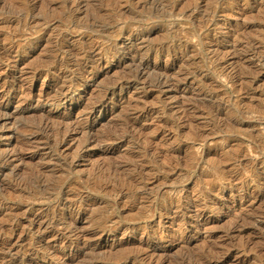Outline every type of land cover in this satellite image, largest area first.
I'll use <instances>...</instances> for the list:
<instances>
[{"label": "rangeland", "instance_id": "374dc122", "mask_svg": "<svg viewBox=\"0 0 264 264\" xmlns=\"http://www.w3.org/2000/svg\"><path fill=\"white\" fill-rule=\"evenodd\" d=\"M0 264H264V0H0Z\"/></svg>", "mask_w": 264, "mask_h": 264}, {"label": "bare ground", "instance_id": "6f19581e", "mask_svg": "<svg viewBox=\"0 0 264 264\" xmlns=\"http://www.w3.org/2000/svg\"><path fill=\"white\" fill-rule=\"evenodd\" d=\"M64 93L62 94V95H57V96H55L52 100H51V103H55V105H60L61 103L63 104H66V103H68L67 102V100L70 98V92L69 91H63ZM75 97V96H74ZM73 99V98H72ZM53 101V102H52ZM52 105V104H51ZM57 105V106H58ZM92 106V105H91ZM94 106V105H93ZM92 110H94V108L93 107H91V111ZM13 119H15V117H12ZM88 123H89V121H88ZM87 124V123H86ZM86 124H85V126L83 125V127H81V132H83V134L84 133H87L86 131L89 129V124L86 126ZM74 124H71L70 126H69V124H67V127L69 126V127H72ZM74 130H77V126L74 128ZM68 131H69V128H68V130H65V131H63L62 133L64 134V136L65 137H68ZM58 133H57V136H59V135H61L62 133H61V131H57ZM62 134V135H63ZM89 136V135H88ZM66 139H68V138H66ZM89 139H90V137H89ZM126 138H121V140H122V142L125 140ZM116 140V139H115ZM90 141V140H89ZM111 141V140H110ZM107 142H109V141H107ZM112 143L113 142H115V141H111Z\"/></svg>", "mask_w": 264, "mask_h": 264}]
</instances>
